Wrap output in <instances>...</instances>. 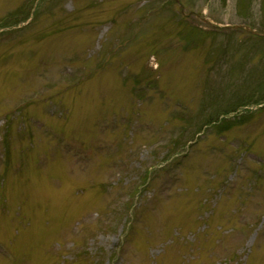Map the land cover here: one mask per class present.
<instances>
[{
    "label": "rangeland",
    "instance_id": "1",
    "mask_svg": "<svg viewBox=\"0 0 264 264\" xmlns=\"http://www.w3.org/2000/svg\"><path fill=\"white\" fill-rule=\"evenodd\" d=\"M28 1L0 0V264H264V102L230 110L264 40L198 42L196 19L182 38L172 0ZM181 1L245 21L238 0ZM218 106L236 125L188 142Z\"/></svg>",
    "mask_w": 264,
    "mask_h": 264
},
{
    "label": "trees",
    "instance_id": "2",
    "mask_svg": "<svg viewBox=\"0 0 264 264\" xmlns=\"http://www.w3.org/2000/svg\"><path fill=\"white\" fill-rule=\"evenodd\" d=\"M249 1H251V0H249ZM243 5L246 6V5L240 0V4H239V6L241 7V9L243 8ZM260 99H261V98H260ZM260 99H259V100H260Z\"/></svg>",
    "mask_w": 264,
    "mask_h": 264
}]
</instances>
